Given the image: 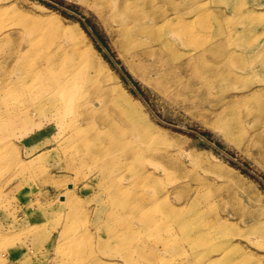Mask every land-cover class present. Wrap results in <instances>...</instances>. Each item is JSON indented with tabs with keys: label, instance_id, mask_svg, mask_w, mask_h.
Instances as JSON below:
<instances>
[{
	"label": "rangeland",
	"instance_id": "obj_1",
	"mask_svg": "<svg viewBox=\"0 0 264 264\" xmlns=\"http://www.w3.org/2000/svg\"><path fill=\"white\" fill-rule=\"evenodd\" d=\"M116 1L0 0L1 41L52 50L71 35L80 49L91 47L100 73L121 82L139 115L122 140L139 174L152 178L137 183L128 174L122 184L167 190L170 212L193 198L203 235L168 215L162 227L144 229L138 215L117 208L121 200L106 190L113 182L96 162H76L86 147L49 106L8 95L0 98V264H264V65L241 61L245 49L258 59L264 50V0H153L155 14L202 6L194 40L169 37L159 53L205 57L191 58L189 71L164 70L170 62L145 76L110 19ZM214 43L222 45L206 51ZM230 112L236 127L225 131ZM115 219L127 223L118 240Z\"/></svg>",
	"mask_w": 264,
	"mask_h": 264
},
{
	"label": "bare ground",
	"instance_id": "obj_2",
	"mask_svg": "<svg viewBox=\"0 0 264 264\" xmlns=\"http://www.w3.org/2000/svg\"><path fill=\"white\" fill-rule=\"evenodd\" d=\"M152 1H116L110 12V19L119 22L117 28L123 51L130 56L131 62L135 63V68L142 76L149 69L158 72L163 63L170 62L175 64H168L164 70L174 67L189 71L191 58L197 57L200 60L205 57V52L199 51L196 56H191V52L181 50L180 53L167 57L160 55L159 50L171 47L169 37L186 42L194 40L191 22L192 18H199L202 6L192 5L185 11L172 10L169 13L155 14L149 10ZM238 33L240 32L230 29L229 36ZM2 38L0 37V57L7 66L4 71H0V98L25 94L41 111L49 106V110L60 121L61 126L65 127V131H69V137L77 146L86 147V154L76 156V162H96L101 169L100 173L113 182L106 190L121 200L117 208L128 214L138 215L144 229L153 223L163 226L168 221V215L180 228L185 230L190 227L197 235H203L198 227V210L193 198L184 201L186 208L172 209L170 212L166 207L169 203L167 190L157 187L147 192L141 187L136 191L131 186L122 184V179L128 174L131 177L139 175L135 180L137 183L140 180L149 182L152 178L148 172L139 174V170L133 165L135 161L129 159L130 151L122 140L121 133L127 126H132L139 115L131 102V95L121 82L109 81L108 72L106 75L100 73V68L96 67L92 58L94 54L91 47L80 49L71 35L62 36L52 50L36 48L31 42L27 45L5 46ZM221 45L214 43L206 51L213 52ZM251 51L249 48L245 49L241 61L249 66L258 61L264 65V50L259 54V59L256 55L251 56ZM145 79L150 83L154 80L153 77ZM232 114L230 112L225 116L222 125L220 124L225 131L236 127V123L231 120ZM115 209L109 211V214L114 215ZM151 210L155 213L157 210L168 212H161L164 213L162 217H152L149 213ZM185 214L187 219L184 218ZM116 220L113 223V240L119 239L115 233L117 229L123 224L127 228V223L122 219ZM205 236L209 237L208 234Z\"/></svg>",
	"mask_w": 264,
	"mask_h": 264
}]
</instances>
